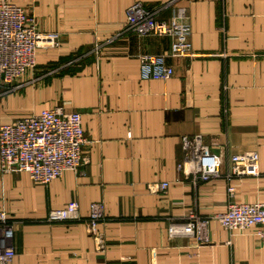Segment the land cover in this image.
<instances>
[{
  "label": "crops",
  "instance_id": "0c3cea01",
  "mask_svg": "<svg viewBox=\"0 0 264 264\" xmlns=\"http://www.w3.org/2000/svg\"><path fill=\"white\" fill-rule=\"evenodd\" d=\"M56 48L36 51L25 83L0 88V124L60 105L78 111L83 164L44 185L25 172L0 174V210L13 227L8 264H264L250 231L233 235L211 220L210 242L169 237L170 222L210 215L229 200L264 201V0H8ZM140 2L156 17L189 28L194 55H168L167 36L125 30ZM164 54L165 79H142L138 55ZM200 134L221 159L219 178L192 185L178 169L180 137ZM256 151V177L232 180L229 157ZM167 181L165 189L148 186ZM77 201L80 218L47 221L49 210ZM104 219L87 229L89 205ZM102 244V248L98 244Z\"/></svg>",
  "mask_w": 264,
  "mask_h": 264
},
{
  "label": "built area",
  "instance_id": "2783aa9c",
  "mask_svg": "<svg viewBox=\"0 0 264 264\" xmlns=\"http://www.w3.org/2000/svg\"><path fill=\"white\" fill-rule=\"evenodd\" d=\"M125 30L137 36H167L170 38L168 55H194L189 40V28L175 19L165 21L156 17V9L140 2L126 9ZM59 33L42 31L33 16L8 1L0 0V88L10 90L25 83V76L36 66V51L56 48ZM164 54L138 55L139 75L142 79L169 78L173 73ZM86 139L78 111H67L57 105L36 113L0 124V174L25 172L33 182L48 184L65 170H77L83 164V145ZM182 160L178 169L192 185L215 180L222 176L221 159L204 143L200 134L180 137ZM259 156L256 151H245L229 157V168L224 174L226 192L232 197V180L242 176H258ZM169 186L163 181L148 186L156 192ZM80 218L77 201L48 211L47 221ZM104 219L100 202L89 205L87 229L96 234L97 225ZM211 220L233 235L250 231L264 247V201L245 202L229 200L225 208L210 215L189 213L185 221L170 222L169 237L186 236L196 244L210 242L208 228ZM13 227L4 211L0 210V264H8L14 256ZM102 248V244H98Z\"/></svg>",
  "mask_w": 264,
  "mask_h": 264
}]
</instances>
